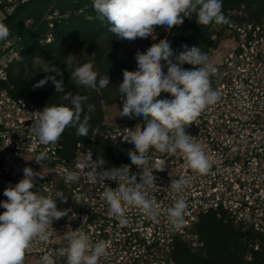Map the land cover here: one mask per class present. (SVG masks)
<instances>
[{
    "label": "clouds",
    "instance_id": "1",
    "mask_svg": "<svg viewBox=\"0 0 264 264\" xmlns=\"http://www.w3.org/2000/svg\"><path fill=\"white\" fill-rule=\"evenodd\" d=\"M91 6L97 19L110 25L108 31L118 41L133 42L137 38L149 37L155 40L153 33L158 26L169 32L183 25L185 18L192 19L193 15L198 25L223 26L230 23L222 11V0H92ZM9 36V27L0 22V41H6ZM180 47L182 50L179 53L174 52L171 41L165 37L143 52L137 50L136 70H122L123 79L117 86L122 101L119 117L142 118L133 128H127L125 138V142L133 146L127 154L131 164L140 170L139 173H133L129 164L97 172V168L106 163L103 156L96 160L89 156L86 160V166L91 169L88 173L91 179L116 183L114 189L106 186L100 198L121 225L128 223L129 207L140 209L149 220L159 222V210L154 206L149 192L153 186H157L154 171L165 170L164 156L181 153L187 166L201 175L209 174L212 168L203 146L186 129L209 106L219 102L221 93L212 87L211 82L216 69L209 55L199 46L182 44ZM73 56L69 53L64 63L73 84L90 89H104L110 85V77L94 70L93 63L86 62L74 67ZM31 62L34 67L42 69L39 72L54 73L33 84V90L50 81L55 92L63 93L62 100L66 103L46 104L42 110L34 111L29 126L30 134L44 146L57 145L69 127L76 130L77 136L94 139L99 133L98 128L92 129L90 125L95 105H86V95L65 91L61 79L63 72L55 64L42 60L40 56L32 57ZM184 64L192 68L185 69L182 67ZM162 93L169 94L170 98H161ZM154 153L161 154V159L155 164L151 162ZM48 159L47 151H42L36 156L35 162L41 165ZM84 167L85 164H80L77 170L65 168V182L77 183L81 178L80 169ZM22 171L23 178L15 185L6 187L3 195L7 199L0 201V207L5 209L0 213V264H24L26 252L33 242L47 241L54 231L53 221L68 216L72 211L71 208L57 207V199L67 203L66 197L57 196L53 199L34 191L38 184L37 178L43 179L45 176L42 171H34L28 166ZM187 183L181 177L171 180L166 188L177 194L167 209L172 232L180 230L186 222L188 205L180 194ZM77 199L86 200L83 197ZM83 219L85 222L88 218L85 216ZM63 239L66 246L42 255L40 264H55V256L64 257L66 264H100L101 258L108 255V243L98 240L92 244L82 227L65 231Z\"/></svg>",
    "mask_w": 264,
    "mask_h": 264
},
{
    "label": "built area",
    "instance_id": "2",
    "mask_svg": "<svg viewBox=\"0 0 264 264\" xmlns=\"http://www.w3.org/2000/svg\"><path fill=\"white\" fill-rule=\"evenodd\" d=\"M20 2L7 0L0 22L2 17L12 14ZM232 13L235 17L230 19L229 24L212 25L214 32L210 37L217 40L226 36L233 43V49L214 65L216 72L211 77L212 87L220 91L221 98L205 110L206 124H198L197 119L186 129L203 146L212 168L209 174L201 175L187 166L179 152L163 157L166 159L165 170L154 171L157 186H153L149 192V197L159 210L158 223L149 220L142 210L129 207L128 223L121 225L100 198L106 186L114 189L116 183L111 180L102 183L88 175L91 169L86 166L87 158L92 156L96 160L101 155L77 143L75 154L66 156L61 139L57 145L39 144L29 131L36 106L21 96L13 95L7 85L8 75L0 72V131L18 133V140L4 141V146L0 148H10L24 154L25 162H20L21 165L42 171V175H45L43 179L37 178L34 191L38 193V189H46L53 199L66 197L67 203L57 199V207L72 209L68 216L53 221L54 231L47 241L33 242L26 252L24 264H40L42 255L65 247L63 233L79 228L86 213H93V225L87 230L90 242L95 244L98 240H104L108 243V255L101 258L100 264H177L173 257L176 238L182 237L191 249L202 247L195 223L200 214L209 210L219 211L221 202H228L233 223L264 233V15L249 17L245 5ZM250 25H257L255 37H248ZM48 38L46 34L41 35V41ZM15 45L16 38L14 45H8L14 47V53ZM235 65H242V73H235ZM133 127L126 123L110 124L100 130L95 138L128 144L125 142L127 128ZM42 151H47L50 159L39 165L35 158ZM160 159L161 154L154 153L151 162L155 164ZM80 164H85L80 169V180L66 183L64 169L77 170ZM126 164L131 166L133 173H139L140 170L131 161ZM108 168L111 166L105 163L97 168V172ZM21 174L12 173L9 166H0V201L7 199L3 195L4 189L9 184L17 183L11 182V175H18L19 181ZM181 177L188 182L180 194L188 205L186 222L180 230L172 232L167 209L177 194L166 188L171 180ZM4 211L1 207L0 213ZM155 226H162L161 235H153ZM250 246L257 251L260 245L256 242ZM247 258L251 259V255H247ZM54 259L55 264H66L64 257L55 256Z\"/></svg>",
    "mask_w": 264,
    "mask_h": 264
},
{
    "label": "trees",
    "instance_id": "3",
    "mask_svg": "<svg viewBox=\"0 0 264 264\" xmlns=\"http://www.w3.org/2000/svg\"><path fill=\"white\" fill-rule=\"evenodd\" d=\"M223 13L230 20L235 17L233 10L245 5L251 18L264 15V0H222ZM92 0H28L11 14L3 23L10 29L8 39H17L16 47L20 50L19 57L8 65L7 75L10 92L34 103L37 110L47 105L66 103L62 100L63 93L55 92L54 85L49 81L45 86L33 90V84L46 75L54 73L39 72L42 69L32 64V57L40 56L50 64H55L63 72L65 91L73 94L86 95L87 104L95 105L91 113L90 125L92 129H104V107L122 101L117 86L123 79L122 70H136L135 54L137 50L145 51L151 44L167 37L171 41L174 52L181 51V45L189 47L199 46L202 50L215 44L211 40L214 32L213 24L198 25L193 15L192 19L185 18L183 25L166 32L157 27L156 39L137 38L133 42L118 41L108 31L110 25L106 21L97 19L92 8ZM50 18L48 19V17ZM51 35L49 42L39 43L41 35ZM154 37V38H155ZM7 39V40H8ZM5 41H0L1 48ZM69 53L73 56V66L86 62L94 65V70L101 75L110 77L107 88L96 89L76 86L69 79L65 61ZM185 69L192 68L184 64ZM164 71H167L165 66ZM39 72V73H37ZM60 79V77H57ZM161 98H170L169 94L162 93ZM85 105V111L86 109ZM124 118V123L135 126L142 118ZM91 130L89 135L91 136ZM63 142V154L73 156L77 150V143L82 148L103 156L111 167H119L130 161L128 150L133 146L101 141L97 138L76 135L74 128H66L60 138ZM223 210H209L200 214L195 223L203 245L199 249H191L182 237H177L173 248V257L177 264H264V236L249 228L233 223ZM258 242L259 248L253 250L250 245ZM251 255V259L247 255Z\"/></svg>",
    "mask_w": 264,
    "mask_h": 264
},
{
    "label": "bare ground",
    "instance_id": "4",
    "mask_svg": "<svg viewBox=\"0 0 264 264\" xmlns=\"http://www.w3.org/2000/svg\"><path fill=\"white\" fill-rule=\"evenodd\" d=\"M28 0H21L19 4H16V9L18 6L27 3ZM7 5V0H0V16H4V9ZM11 15V14H10ZM9 16V15H8ZM7 16V17H8ZM7 17H2V22L5 21ZM257 35V25H250L248 27V37H255ZM48 39L39 40V43L49 42L51 39V35ZM15 40L8 39L4 42L1 48L0 54V72L3 75H7L8 65L16 60L19 57L20 50L15 45V53L14 47H8V45H14ZM6 47V48H5ZM10 56V57H6ZM212 61V60H211ZM213 62V61H212ZM214 65L217 63L213 62ZM235 73H242V65H235ZM0 83H2V76L0 75ZM198 124H206L205 111L201 113L198 117ZM18 140V133H13V131H0V146H4V141H16ZM90 140H94L90 138ZM93 152V151H91ZM20 162H25V155L16 152V150H12L10 148H0V166H9L12 173H23L24 166L21 165ZM23 178V174H21V179ZM11 182H18V175H11ZM38 194L49 196V191L46 189H38ZM220 210L225 211L228 215V219L232 221V217L230 216L229 204L228 202H221ZM1 212V207H0ZM87 216V220L84 222V219L80 221V227L87 234V230L91 228L93 225V213H86L84 217ZM162 226L153 227V235H161ZM264 236V233H260Z\"/></svg>",
    "mask_w": 264,
    "mask_h": 264
},
{
    "label": "rangeland",
    "instance_id": "5",
    "mask_svg": "<svg viewBox=\"0 0 264 264\" xmlns=\"http://www.w3.org/2000/svg\"><path fill=\"white\" fill-rule=\"evenodd\" d=\"M155 37V33H153ZM152 38V37H150ZM233 49V43L230 38L223 36L217 39L215 44L208 46L206 49H203L210 57V59L218 63L223 56L230 50ZM121 109V102L113 103L109 106L104 107V122L107 125L110 124H121L124 123V118L119 117Z\"/></svg>",
    "mask_w": 264,
    "mask_h": 264
}]
</instances>
